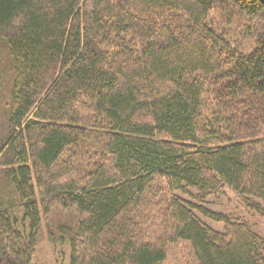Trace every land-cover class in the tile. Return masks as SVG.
<instances>
[{
  "label": "trees",
  "instance_id": "1",
  "mask_svg": "<svg viewBox=\"0 0 264 264\" xmlns=\"http://www.w3.org/2000/svg\"><path fill=\"white\" fill-rule=\"evenodd\" d=\"M0 52V264H31L57 210L69 264H264L207 207L264 206L263 5L0 0Z\"/></svg>",
  "mask_w": 264,
  "mask_h": 264
},
{
  "label": "rangeland",
  "instance_id": "2",
  "mask_svg": "<svg viewBox=\"0 0 264 264\" xmlns=\"http://www.w3.org/2000/svg\"><path fill=\"white\" fill-rule=\"evenodd\" d=\"M229 39L234 47L242 51L243 53L249 54L250 51L254 49V41L249 37H243L240 30H236L234 27L228 29ZM7 62L0 52V68H4ZM0 98L3 99L4 90H2ZM3 103L0 104V109ZM31 118V116H30ZM29 118V120H30ZM1 123V122H0ZM252 202L248 200H242L238 198L233 192L225 191L224 194L217 196H211L207 199V207L211 208L217 213H223L230 218H237L242 221H246L254 232L264 237V216H262L261 211L264 206L260 205V210H252L248 204ZM257 202H254L256 204ZM262 208V209H261ZM205 224L211 227L213 230L222 231V227L214 224L211 221L203 219ZM68 221L66 215L62 214L60 211H52L51 216L43 219L42 233L40 236V241L36 245V251L31 259V264H69V253L70 249L67 245H52L49 241L48 231L51 229L52 224H58ZM56 226V225H55ZM155 228V227H154ZM55 229V228H54Z\"/></svg>",
  "mask_w": 264,
  "mask_h": 264
},
{
  "label": "water",
  "instance_id": "3",
  "mask_svg": "<svg viewBox=\"0 0 264 264\" xmlns=\"http://www.w3.org/2000/svg\"><path fill=\"white\" fill-rule=\"evenodd\" d=\"M256 1L264 6V0H256Z\"/></svg>",
  "mask_w": 264,
  "mask_h": 264
}]
</instances>
